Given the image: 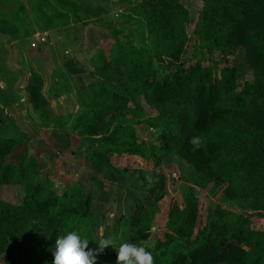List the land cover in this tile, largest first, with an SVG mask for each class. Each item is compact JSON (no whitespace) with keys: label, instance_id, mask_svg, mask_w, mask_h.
Segmentation results:
<instances>
[{"label":"trees","instance_id":"16d2710c","mask_svg":"<svg viewBox=\"0 0 264 264\" xmlns=\"http://www.w3.org/2000/svg\"><path fill=\"white\" fill-rule=\"evenodd\" d=\"M68 5L77 17L79 7ZM138 6L148 29L153 35L167 34L166 42L159 36L154 54L140 53L143 64L127 72L120 86L113 84L107 67L97 68V79L81 88L92 93L76 123L84 136L101 137L124 108H132V127L98 142L90 162L102 172L117 158L119 174L138 176L151 195L147 206L137 205L131 217L119 219L112 230L113 246L97 256L96 264H116V249L125 242L143 244L154 264H264V231L252 229L247 221L264 218V0H202L193 30L180 0H139ZM84 13L103 14L96 7ZM59 15L62 25L70 24L69 15ZM190 32L205 37V59ZM42 84L37 79L27 87L39 109L47 104ZM136 130L143 135L160 131L164 150L176 152L193 175L223 185L222 194L249 201L250 216L232 213L237 224L229 228L220 217L205 220L203 199L192 195L178 221L174 199L163 196L165 177L145 170L150 161L158 166L161 146L143 142ZM193 137L200 138L199 148L190 143ZM12 146L10 140L0 141V185L19 187L22 196L16 205L0 202L4 264H52L56 238L69 231L86 238L89 249H97L100 238L94 236L89 195L84 193L78 206L63 203L50 181L39 180L26 145ZM13 148H18L17 163L5 164L4 156ZM89 179L102 188L97 179ZM153 210L164 215L156 233Z\"/></svg>","mask_w":264,"mask_h":264},{"label":"rangeland","instance_id":"374dc122","mask_svg":"<svg viewBox=\"0 0 264 264\" xmlns=\"http://www.w3.org/2000/svg\"><path fill=\"white\" fill-rule=\"evenodd\" d=\"M138 2L0 0V141L10 140L12 147L26 145L39 180L50 181L63 203L78 206L80 197L84 193L89 195L95 214L94 236L100 239H111L119 219L131 217L137 205L147 206L151 195L142 188L138 176L133 177L130 172L119 174L117 158H112L111 166L102 172L95 171L90 162L102 140L113 132L124 135L132 127V108H124L110 131L101 137L84 136L76 123L92 93L81 88L97 79V68L107 67L113 84L120 86L127 72L143 64L140 53L154 54L159 36L166 42L167 34L153 35L148 29ZM180 2L190 13L189 27L193 30L194 16L202 0ZM68 3L79 7L77 17ZM93 7L100 8L103 14L91 17L84 13ZM59 14L69 15L70 24L62 25ZM188 34L196 39L197 51L204 54L205 37L197 32ZM72 70L78 73L73 74ZM37 79L43 82L41 94L47 103L41 109L34 107L27 92V87ZM136 134L148 145L161 146L156 152L158 166L150 161L145 170L165 177L163 196L174 199L178 221L192 195L203 199L205 220L208 215L220 217L229 228L237 224L234 217L250 216L249 201L222 194L223 185L193 175L176 152L164 150L160 131L143 135L136 130ZM16 152L18 148H13L4 156L5 164L17 163ZM90 177L97 179L102 188L89 181ZM21 196L19 187L0 185V202L16 205ZM157 205L163 208L161 201ZM154 211L151 228L156 233L163 225L164 215ZM247 221L252 229L264 231V218L250 217ZM5 253L6 250L0 255V264H4Z\"/></svg>","mask_w":264,"mask_h":264},{"label":"clouds","instance_id":"9594fccd","mask_svg":"<svg viewBox=\"0 0 264 264\" xmlns=\"http://www.w3.org/2000/svg\"><path fill=\"white\" fill-rule=\"evenodd\" d=\"M190 143L196 149L201 141L199 137H193ZM88 245L89 241L81 238L76 231L67 232L56 238L52 264H96L97 256L108 246H113V241L101 238L94 250ZM116 253V264H154L152 253L143 244L125 242L120 244Z\"/></svg>","mask_w":264,"mask_h":264}]
</instances>
